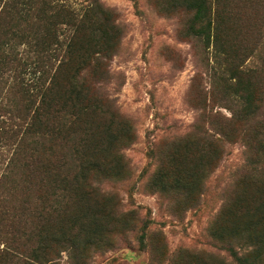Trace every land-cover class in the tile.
<instances>
[{"label": "trees", "instance_id": "16d2710c", "mask_svg": "<svg viewBox=\"0 0 264 264\" xmlns=\"http://www.w3.org/2000/svg\"><path fill=\"white\" fill-rule=\"evenodd\" d=\"M254 1H156L165 15L189 14L184 35L223 66L217 77L208 69V95L234 108L218 138L195 126L173 139L150 185L193 201L245 126L247 162L208 228L236 264H262L264 248V67L245 65L257 46L264 55V28L249 23ZM81 2L0 0V264H59L64 253L87 264L111 246L114 195L102 184L126 173L121 150L135 139L110 87L123 25L102 0ZM240 240L251 249H237ZM203 264L227 263L209 255Z\"/></svg>", "mask_w": 264, "mask_h": 264}, {"label": "rangeland", "instance_id": "374dc122", "mask_svg": "<svg viewBox=\"0 0 264 264\" xmlns=\"http://www.w3.org/2000/svg\"><path fill=\"white\" fill-rule=\"evenodd\" d=\"M67 1L76 8L82 5L81 0ZM102 1L116 10L123 25L122 43L111 61L119 80L110 87H115L112 96L135 139L121 150L126 173L102 184L114 195L111 246L93 249L87 264H203L209 255L236 264L208 228L230 192V181L247 162L240 140L247 134L245 126L213 161L193 201L184 204L176 194H162L150 185L173 139L194 134L195 126L218 138L221 117H229L234 106L210 98L206 74L214 67L217 77L223 66L218 67L210 49L184 35L188 13L165 15L157 0ZM254 2L249 23L264 28V0ZM245 65L264 67L262 45ZM235 245L244 252L252 247L242 240ZM260 255L264 264V248ZM67 262L64 253L59 264Z\"/></svg>", "mask_w": 264, "mask_h": 264}]
</instances>
